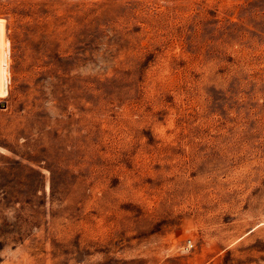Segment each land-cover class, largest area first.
Returning a JSON list of instances; mask_svg holds the SVG:
<instances>
[{
    "label": "rangeland",
    "instance_id": "374dc122",
    "mask_svg": "<svg viewBox=\"0 0 264 264\" xmlns=\"http://www.w3.org/2000/svg\"><path fill=\"white\" fill-rule=\"evenodd\" d=\"M0 264H264V0H0Z\"/></svg>",
    "mask_w": 264,
    "mask_h": 264
}]
</instances>
